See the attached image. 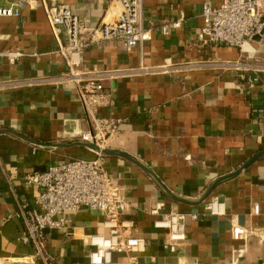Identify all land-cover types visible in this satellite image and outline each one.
Masks as SVG:
<instances>
[{
  "label": "crops",
  "instance_id": "1",
  "mask_svg": "<svg viewBox=\"0 0 264 264\" xmlns=\"http://www.w3.org/2000/svg\"><path fill=\"white\" fill-rule=\"evenodd\" d=\"M62 1L93 26L107 15L111 0ZM203 3L143 0L150 39L130 51L120 41L101 40L83 52L85 71H125L104 76L114 103L99 115L123 119L119 132L106 141L103 163L130 203L126 215L135 219V231L148 242L140 264H180L182 259L222 264L238 244L230 234L232 221L264 226V71L249 85V71L216 64L238 58L239 51L198 40ZM180 13L186 16L182 27L162 35L158 27ZM8 51L24 55L11 63L0 54V257L6 264H32L24 259L35 249L22 235L35 193L23 186L21 176L96 153L80 137L89 122L74 85L57 79L26 83L68 71L43 9L25 7L18 17H0V53ZM242 59L264 63V40L258 48L248 44ZM202 61L212 64L197 63ZM140 65L156 70L137 72ZM216 196L224 202L223 215L207 208ZM158 200L198 214L187 220L188 244L178 253L165 248V233L152 225L155 217L148 209ZM102 222L101 212L81 211L74 235L48 229L43 249L57 254L60 264L83 262L84 234L103 231ZM238 264H264V242L252 237Z\"/></svg>",
  "mask_w": 264,
  "mask_h": 264
},
{
  "label": "built area",
  "instance_id": "2",
  "mask_svg": "<svg viewBox=\"0 0 264 264\" xmlns=\"http://www.w3.org/2000/svg\"><path fill=\"white\" fill-rule=\"evenodd\" d=\"M25 7L44 10L57 51L62 55L68 70L56 77L28 79L26 83L57 79L74 85L89 122V129L82 132L80 137L90 146L96 147L93 148L96 156L66 160L52 164L45 170L27 172L21 176L23 186L35 193L30 208L24 213L26 231L22 235V240L33 245L35 251L25 256L24 260L32 264H60L57 254L43 249L45 231L59 229L64 235L73 236L77 214L85 210H96L103 214L104 230L84 234L87 257L77 264H140V256L145 252L148 242L135 231V219L126 215L130 203L103 163L106 141L119 132L123 119L119 116L99 115L100 109L109 108L114 103L106 90L104 76L125 71L118 68L105 72L85 71L82 69V60L83 52L93 42L117 40L124 49L130 51L150 39V30L145 26L143 0H111L106 13L110 17L107 18L106 15L98 25L93 26L80 19L72 6L62 0H15L0 4V17H18ZM200 16L202 25L197 38L203 45L217 47L226 44L239 51L238 58L216 64L249 71L245 76L249 85L259 81L264 63H251L242 58L248 44L252 45L253 37L264 30V0H221L219 5H213L211 0H204ZM185 21L186 16L180 13L162 23L158 29L162 35H167L180 29ZM263 40L264 33L259 43ZM0 54L6 56L11 63L24 55L21 51ZM197 63L212 64L209 61ZM153 70L156 69L140 65L137 72ZM207 208L210 213L224 214V202L217 196L207 204ZM253 211L259 213L258 204L254 205ZM148 213L155 217L153 227L165 233L164 246L170 253H178L180 248L188 244L187 220L198 219L197 213H185L174 205L167 208L163 200L156 201L148 209ZM230 234L238 244L232 249L229 259L222 264H238L246 257L252 237H258L264 242V226L232 221ZM11 260L15 261L8 259L9 262ZM6 261V258L0 257V264H6ZM180 264L198 262L182 259Z\"/></svg>",
  "mask_w": 264,
  "mask_h": 264
},
{
  "label": "water",
  "instance_id": "3",
  "mask_svg": "<svg viewBox=\"0 0 264 264\" xmlns=\"http://www.w3.org/2000/svg\"><path fill=\"white\" fill-rule=\"evenodd\" d=\"M264 33V30H262L260 33L256 34L253 37V41L251 42L252 46L255 48L259 47V41L261 39L262 34ZM92 147L95 149L96 147L92 145ZM104 152H106V149L104 150ZM256 157L251 158L247 163L244 164L243 167H241V170L244 169L245 167H247ZM240 169L238 171L235 172L238 173L239 171H241Z\"/></svg>",
  "mask_w": 264,
  "mask_h": 264
}]
</instances>
